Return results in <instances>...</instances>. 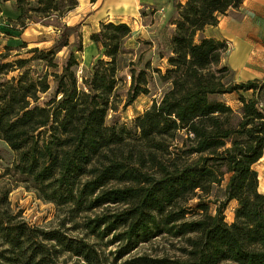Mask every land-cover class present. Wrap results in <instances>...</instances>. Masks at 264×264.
Here are the masks:
<instances>
[{"label":"trees","instance_id":"obj_1","mask_svg":"<svg viewBox=\"0 0 264 264\" xmlns=\"http://www.w3.org/2000/svg\"><path fill=\"white\" fill-rule=\"evenodd\" d=\"M244 1L176 4L162 72L171 87L129 128L108 117L150 92L147 70L133 68L121 93L132 27L101 21L91 39L103 55L80 82L81 23L64 21L79 1L16 0L17 18L0 25L10 35L0 52V138L15 152L6 173L55 204L57 225L28 222L0 186V264H69L72 257L115 264L157 240L178 252L137 254L124 264H264V192L255 168L264 156V78L236 80L222 61L228 42L204 34ZM34 22L55 27L51 46L14 40ZM231 94L238 107L221 97ZM226 179L221 198L214 189ZM111 245L116 250L105 252Z\"/></svg>","mask_w":264,"mask_h":264},{"label":"rangeland","instance_id":"obj_2","mask_svg":"<svg viewBox=\"0 0 264 264\" xmlns=\"http://www.w3.org/2000/svg\"><path fill=\"white\" fill-rule=\"evenodd\" d=\"M79 5L77 8L68 12L64 18V21L68 24L81 23V31L83 36L84 50L77 51L76 55L79 59V65L76 68L77 75L80 82L84 74H87L94 63V61L101 57L102 52L96 47L95 43L91 39V34L100 29L101 19L106 14L107 16L114 17L118 20L121 17H128L129 22L133 27L137 28L139 36H145L144 42L141 39L134 37L129 42H126V47L129 51L121 58V71L120 75L123 78L121 86V93L125 96L127 89L131 83V70L134 68L136 72L145 69L149 78V90L148 94H141L131 105L124 108L120 105L117 112H111L109 115V123L118 122L129 128L133 127L135 118L142 114L156 98L161 99L163 94L171 87L170 81L163 78V69L165 68V59L161 60L160 56L172 54L171 52V39L167 34L169 18L174 13V8L170 7L169 2H165L158 5L155 9H150L151 4L146 3L142 5V9L137 12L135 7L134 12L119 11L116 13H110L106 11V7L103 3L104 0H78ZM129 2L131 0H124ZM177 12V9H175ZM156 13V14H155ZM19 11L16 7V0H0V25L9 24V18L16 19ZM137 15L139 16V22L137 21ZM145 15V16H143ZM174 33V32H173ZM18 34V33H15ZM9 36L0 30V52L5 51V45L9 42ZM58 36V32L53 25H44L40 22L31 23L22 33L21 36L14 38L15 41L20 42L24 40L28 42V47L51 46ZM170 39V40H169ZM74 41V35L72 37ZM76 50V48H74ZM17 50H14L16 52ZM69 52V48H63L59 53V59L63 61ZM230 54V53H229ZM229 54L227 58L229 60ZM231 56V55H230ZM255 57H246L249 61V66H242L239 72L235 73L236 80H245L248 78H264V66L259 64ZM134 64V65H133ZM163 68V69H162ZM166 70V69H165ZM223 99L227 100L234 107H238L240 102L237 100L236 94L222 95ZM15 160V152L9 146V144L0 138V174L7 172V169L13 167ZM255 168L259 173L260 186L259 190L264 192V156L256 163ZM227 183V179L222 185L217 186L214 189V193L223 198L224 189ZM0 186H5L9 192V198L12 205L16 210H21L25 219L31 224L53 228L57 225V208L55 204L47 202L39 198L34 191L28 190L25 187V183L21 181V177L14 173H6L0 180ZM196 202V201H194ZM238 202L232 200L225 210L227 220L232 222L235 217V208ZM215 205L212 206L214 212ZM73 234V233H71ZM105 252L116 250V246H109L104 248ZM178 252L174 247V244H170L165 240H157L150 244L141 246L137 251H133L124 258L119 259L115 264H124L126 260H129L133 256L150 255L151 257L158 256H173ZM110 257H112L110 255ZM69 264H84L82 260H78L76 257L69 258Z\"/></svg>","mask_w":264,"mask_h":264},{"label":"crops","instance_id":"obj_3","mask_svg":"<svg viewBox=\"0 0 264 264\" xmlns=\"http://www.w3.org/2000/svg\"><path fill=\"white\" fill-rule=\"evenodd\" d=\"M165 2H169L170 7L174 8V13L169 18L167 28V34H169V38L172 39L176 26L175 20L177 18V12L175 11V9H177L176 4L178 2H185V0H131L129 2L124 0L103 1L106 7L105 13L109 11L110 13H116L119 11L133 13L135 7L138 12L142 9V5L146 3L151 4L152 6L150 9L153 10L157 8L158 5ZM101 21L127 22L133 30V34L129 37L127 42L134 37H137V39H141L144 42L145 36L142 35L141 37L138 35V29L133 27L129 22L128 17H121L118 20H115L114 17H108L106 14V16L104 15L102 17ZM137 21L139 22L138 15ZM204 34L207 37H214L228 42L229 50L223 55L222 61L234 72H239V69L242 66H249V61L246 57H255L254 59L257 60L259 64L262 63L264 66V0H245L239 10H232L227 14L221 15L218 25L207 26ZM228 54L230 57L229 60L226 59ZM167 55L160 56L162 58L161 60L165 59L166 63L165 68H162L163 71H165L168 66Z\"/></svg>","mask_w":264,"mask_h":264}]
</instances>
